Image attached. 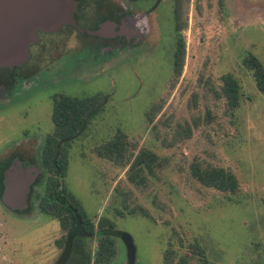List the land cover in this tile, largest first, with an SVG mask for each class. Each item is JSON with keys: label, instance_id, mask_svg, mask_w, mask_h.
<instances>
[{"label": "rangeland", "instance_id": "1", "mask_svg": "<svg viewBox=\"0 0 264 264\" xmlns=\"http://www.w3.org/2000/svg\"><path fill=\"white\" fill-rule=\"evenodd\" d=\"M176 2H138L140 11L147 12L131 16L128 25L141 29V40L128 50L108 53L105 61L100 57L93 68L75 69L63 78L58 63L64 52L54 51L51 61L41 63L57 72L51 81L42 77L48 89L0 105V165L19 159L23 166L40 169L30 185L26 211L10 209L0 199V264H52L59 253L54 246L61 235L59 223L38 208L42 184L31 188L41 182L37 151L53 131L52 97L59 92L107 97L101 112L71 142L64 183L95 224L102 217L114 223L116 254L108 264H128L122 232L133 239V264H176L181 257L186 264H264V93L243 65L248 53L264 64V0ZM175 4L179 33L174 29ZM179 38L185 55L175 78ZM78 39H64V46L75 52L81 45L85 56L89 38ZM226 73L240 84L235 111L216 95ZM153 105L160 109L148 122L145 115ZM188 127L190 136L180 137L179 131ZM118 130L134 154L148 148L162 159L145 187L127 181L129 165L118 166L96 154ZM195 162L233 172L237 192L203 186L191 175ZM136 207L149 217L128 213ZM96 236L89 242L93 252Z\"/></svg>", "mask_w": 264, "mask_h": 264}, {"label": "trees", "instance_id": "2", "mask_svg": "<svg viewBox=\"0 0 264 264\" xmlns=\"http://www.w3.org/2000/svg\"><path fill=\"white\" fill-rule=\"evenodd\" d=\"M135 1V0H132ZM178 2V0H175ZM176 2V3H177ZM175 17V31L180 32L179 7H173ZM185 46L182 38L177 39L173 55V72L177 78L184 65ZM243 65L252 72L255 85L264 93V64L252 53L243 59ZM221 89L217 96L226 99L227 108L235 111L240 103V84L231 73L221 76ZM107 97L102 94L73 96L64 92L53 95L51 105V121L53 131L47 134L40 149L37 151V163L42 170V178L36 185L42 184L43 192L37 195L40 212L58 221L61 235L54 241L59 250L52 264H108L115 256L114 237L116 228L112 221L102 217L95 224L88 216L80 201L67 189L64 178L67 175L69 164V147L71 142L81 135L91 121L97 116L106 104ZM160 106H151L146 112V119L152 122ZM191 130L188 127L179 131V136L189 137ZM171 145V144H170ZM127 137L118 130L115 136L102 143L96 149L100 158L108 159L118 166L129 165L126 179L137 187H145L156 171L163 165L162 159L154 151L141 148L136 154ZM11 160H6L0 166V195L2 192V173ZM191 175L203 186L217 189L221 192L235 193L238 190V180L233 172L221 167H202L199 163L190 165ZM27 209H25L26 211ZM24 211V212H25ZM139 212L149 217L141 207L128 210L129 214ZM97 235V236H96ZM96 236L97 245L93 252L90 248V239ZM199 255L202 251L197 249ZM181 257L176 264H186Z\"/></svg>", "mask_w": 264, "mask_h": 264}, {"label": "flooded vegetation", "instance_id": "3", "mask_svg": "<svg viewBox=\"0 0 264 264\" xmlns=\"http://www.w3.org/2000/svg\"><path fill=\"white\" fill-rule=\"evenodd\" d=\"M74 1L76 9L73 11V19L78 27L65 24L58 32H37L38 40L29 44V58L25 62L12 68L0 67V105L6 100L23 99L30 93L48 89L42 77L45 75L48 81H51L57 72L53 73L52 70L42 67L41 63L44 64L54 51L61 49V52H64L58 64L62 67L59 70L61 76L67 78L72 70L93 68L98 65L100 57L105 61L108 53L113 54L115 50L121 49L128 50L132 47L131 44L141 40L143 36L141 29L133 30L128 24L131 16L146 14L147 11H140V4H137L142 0ZM60 35L64 37L61 43L57 41ZM71 37L74 41L77 38H79L77 41L89 38L88 53L86 52L85 56L81 53V45H77L75 52L71 51V45L64 46V39ZM48 60L51 61V58ZM43 140L44 138L40 142L43 143Z\"/></svg>", "mask_w": 264, "mask_h": 264}, {"label": "water", "instance_id": "4", "mask_svg": "<svg viewBox=\"0 0 264 264\" xmlns=\"http://www.w3.org/2000/svg\"><path fill=\"white\" fill-rule=\"evenodd\" d=\"M75 9L74 0H0V67L12 68L25 62L29 44L38 40L37 32L60 31L65 24L78 27L73 19ZM38 173L40 169L35 165L23 166L14 159L3 172L2 203L13 210L26 209L27 194ZM121 238L128 264H133V239L126 232Z\"/></svg>", "mask_w": 264, "mask_h": 264}]
</instances>
